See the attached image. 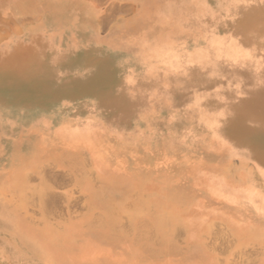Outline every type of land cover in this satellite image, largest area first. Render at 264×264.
<instances>
[{"label": "rangeland", "instance_id": "374dc122", "mask_svg": "<svg viewBox=\"0 0 264 264\" xmlns=\"http://www.w3.org/2000/svg\"><path fill=\"white\" fill-rule=\"evenodd\" d=\"M174 2H180V6L174 7ZM208 2L216 15L231 14L225 0ZM186 3L191 4V0H0V207L14 209L7 215L0 212V264L107 263L96 256L81 258L75 263L54 261L24 234L18 220L36 231L59 235L70 224H77L83 232L72 234L69 241L60 243L72 248L90 237L98 243L113 242L112 245L127 240L136 244L134 247L142 259L159 263L168 259L173 262L185 258L187 262L199 260L194 253L196 245L185 234L153 256L150 248L158 247V236L147 224L130 227L129 206L134 203V198L146 196L139 192L137 182L127 189L132 178L130 173L149 177L151 169H156L155 175H164L170 172L172 165L162 162L164 159L155 148L154 137L149 149L154 153L152 155L146 154L141 146L132 153L118 149V138H122V134L148 131L150 137V128H159L158 135L173 134L174 131H168L172 128L185 130L189 140L194 132L190 129L198 132L201 126L206 129L197 117L192 118L193 98H185L197 93L201 79L211 82V88L218 86L222 92L236 80L240 81V88L250 85L249 80L237 75L244 68L226 71L227 64L215 69L199 68L194 64L184 75L169 74L173 78L168 81L157 66V73L141 81L140 76L150 63L146 55L138 53L141 41L175 33L169 22L160 17L172 4L174 9L182 8ZM193 7H188L190 13L195 9ZM71 11L77 14L72 21L68 18ZM189 33H184L186 40L181 41L188 49L193 44ZM18 60L29 61V66L34 67L39 64V77L29 81ZM127 73L137 75V79L125 83ZM151 81L157 83L156 90L152 89ZM130 87L140 88V97H144L140 98V105L120 110L108 108L107 101L101 99L116 97L118 90L128 91ZM247 95L253 99L256 93L249 91ZM84 121L99 127L95 130L97 137H103L99 151L112 149L111 157L123 159L126 170L118 171L113 166L99 168L86 148L81 151L62 148L51 138L52 132L60 126L68 123L75 127ZM243 124L248 128L260 126L252 119L244 120ZM239 129L232 128L233 131ZM225 142L233 150L228 156H220L217 149L207 150L203 159L214 166L235 162L242 170L253 171L256 184L262 188L264 165L251 145L264 143V140L250 139L249 144ZM24 173L28 178L21 185ZM185 175L187 177H180L184 182L180 191L182 195H190L193 188L189 175ZM233 177L237 178V174ZM47 186L54 197L50 209L44 208L37 197L38 190L48 189ZM157 208L156 204H151L142 213L152 216ZM106 210L117 218L109 227L103 222ZM216 221L214 229L220 232L214 230L210 235L201 236L204 249L212 255L214 263L264 264L263 243L246 239L240 244L225 220L217 218Z\"/></svg>", "mask_w": 264, "mask_h": 264}, {"label": "bare ground", "instance_id": "6f19581e", "mask_svg": "<svg viewBox=\"0 0 264 264\" xmlns=\"http://www.w3.org/2000/svg\"><path fill=\"white\" fill-rule=\"evenodd\" d=\"M174 3V7L180 6V2ZM191 5L195 7L192 13L188 11ZM225 6L231 11L230 15H216L208 0H191V4L186 3L184 7L174 9L172 4L160 19L168 21L175 33L164 34L156 40L141 41L138 53L146 55L150 63L146 65L145 73L140 78L143 81L144 78L157 73L159 71L157 66L161 67L162 75L168 81L173 78L169 74L184 75L192 69L194 64H198L199 68L209 66L214 69L219 66L223 68L227 64L224 68L226 71L236 72L237 69L233 68H244L237 75L249 80L250 85L240 88V81L236 80L228 86L227 91L222 92L218 86L211 88V82L201 79L197 93L186 95L185 98H193L192 118L197 117L199 123H202L206 129H203V126L199 127L200 132L190 129L194 132L189 140L185 130L176 131L172 128L168 131H174L173 134L158 135L159 128L154 130L150 128V137L147 136L148 131H138L130 135L122 134V138H118L120 151L132 153L141 146L146 154L149 152L152 155L154 153L149 149L152 147L151 138L154 137L155 148L161 152L164 159L162 162L168 166L172 165L170 172L164 175H155L156 169H151L149 177L130 173L132 178L129 179L127 189L132 183L137 182L136 185L140 187L139 192H144L146 195L145 198H134V203L129 206L130 227H143L147 224L151 232L158 236V247L150 248V254L153 256L161 252L164 247L173 244L181 234H185L196 245L197 251L194 253L199 260L187 262L185 258L181 262H173L168 259L159 263L142 259L139 257V250L134 247L136 244L127 240L112 245L113 242L98 243L95 240L92 241L90 237L77 242V246L72 248L60 243L69 241L72 234L83 232L77 224H70L65 232L59 235L45 230L36 231L27 223L24 224L18 220L17 223L21 225L24 234L52 260L75 263L81 258L96 256L103 262H107L105 264H216L213 262L212 255L204 249L205 242L202 241L201 236L210 235L214 230L217 233L220 232L214 229L215 225L217 227V218L227 222L230 232L240 244H244L246 239L258 240L264 244V185L260 188L255 182L254 172L242 170L235 162L214 166L203 159L207 150L217 149L220 156H228L233 150L230 145H225L227 140L238 144H249L248 141L254 138L264 140V64H261V62L264 63V0H225ZM76 15L72 12L68 18L72 21ZM188 31L193 41L190 49L185 48L181 42L186 40L184 33ZM18 64L24 67L25 77H28L29 81H35L34 79L39 77L41 68L39 64L35 67L29 66V61L25 60H18ZM124 78L125 83H133L137 75L127 73ZM150 85L154 87L153 90L157 89L155 81H151ZM127 89L129 90H118L116 97L101 99L107 101L108 108L115 107L120 110L140 105V98H144L140 97V88ZM252 90L256 95L255 98L249 99L247 94L249 91L253 94ZM91 94L93 96V93ZM246 119L258 122L259 128H248L247 124L244 126L243 122ZM233 127H240V129L233 131ZM98 128L90 121H84L75 127L66 123L49 134L62 148H72L75 151H81L83 148L89 150L93 163L99 168L107 169L113 166L118 171L126 170L127 164L123 162V159L116 160L111 157L112 149L109 152L99 151L103 137L95 135V130ZM203 138L205 141L202 140ZM251 149L256 151L254 152L257 153L258 160L264 165V143L258 142L251 145ZM177 154H179V160L176 159ZM20 168H22V162ZM185 174L189 175L190 185L193 188L190 195H182L180 191L184 183L180 177H187ZM233 174H237V178H234ZM27 178L28 175L24 173L20 181L21 185H24ZM262 178L264 180V175ZM108 181H112L111 178H108ZM39 190L37 197L40 203L45 205L44 208L50 209L54 197L52 193L50 194L49 187ZM151 204L158 206L156 213L152 216L142 213ZM13 211L14 209L11 208L0 207L2 215ZM116 221V216L114 217L109 210H106L104 225H113ZM122 251H125V254H122Z\"/></svg>", "mask_w": 264, "mask_h": 264}]
</instances>
